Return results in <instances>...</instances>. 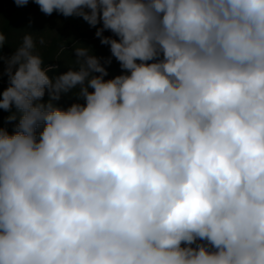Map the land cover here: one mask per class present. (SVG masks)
<instances>
[{
	"label": "clouds",
	"instance_id": "clouds-1",
	"mask_svg": "<svg viewBox=\"0 0 264 264\" xmlns=\"http://www.w3.org/2000/svg\"><path fill=\"white\" fill-rule=\"evenodd\" d=\"M33 2L123 72L0 55V264H264V0Z\"/></svg>",
	"mask_w": 264,
	"mask_h": 264
},
{
	"label": "trees",
	"instance_id": "trees-1",
	"mask_svg": "<svg viewBox=\"0 0 264 264\" xmlns=\"http://www.w3.org/2000/svg\"><path fill=\"white\" fill-rule=\"evenodd\" d=\"M99 27L102 25L92 27L78 16L65 17L55 11L51 15H46L33 0H29V3L22 7L17 6L15 0H0V32L6 37L3 47L0 48V55L10 57L21 46L24 36L30 34L35 44L34 52L41 56L45 66L49 64L58 70L49 73L55 75L69 69H77L79 65L74 49L85 46L100 58L108 71L105 79H109L122 74L123 70L119 62L111 56L110 46L101 44L100 38L96 36ZM103 35L113 36L110 31H105ZM109 59L111 62L106 63ZM6 68V62L0 60V92L9 86ZM47 98L46 93L44 99ZM74 102L76 99L71 91L54 101L63 109ZM8 116L9 112L0 109V127L12 133L18 120L9 122Z\"/></svg>",
	"mask_w": 264,
	"mask_h": 264
}]
</instances>
